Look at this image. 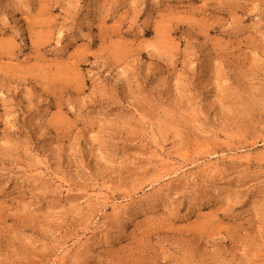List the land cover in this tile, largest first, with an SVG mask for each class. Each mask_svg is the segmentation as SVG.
I'll return each instance as SVG.
<instances>
[{
  "label": "rangeland",
  "instance_id": "1",
  "mask_svg": "<svg viewBox=\"0 0 264 264\" xmlns=\"http://www.w3.org/2000/svg\"><path fill=\"white\" fill-rule=\"evenodd\" d=\"M0 264H264V0H0Z\"/></svg>",
  "mask_w": 264,
  "mask_h": 264
}]
</instances>
